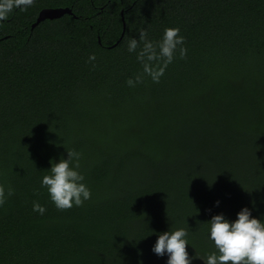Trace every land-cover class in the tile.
<instances>
[{
    "label": "trees",
    "instance_id": "16d2710c",
    "mask_svg": "<svg viewBox=\"0 0 264 264\" xmlns=\"http://www.w3.org/2000/svg\"><path fill=\"white\" fill-rule=\"evenodd\" d=\"M56 1L0 22V264H166L151 248L181 227L203 264L212 216L264 217V0ZM45 7L75 16L33 29ZM166 27L187 55L129 87L128 40ZM68 149L92 197L62 211L40 181Z\"/></svg>",
    "mask_w": 264,
    "mask_h": 264
},
{
    "label": "clouds",
    "instance_id": "9594fccd",
    "mask_svg": "<svg viewBox=\"0 0 264 264\" xmlns=\"http://www.w3.org/2000/svg\"><path fill=\"white\" fill-rule=\"evenodd\" d=\"M34 0H0V22L8 19L14 10L26 11ZM185 38L180 35L178 27H166L158 41L148 38L147 31L139 30V39L128 40L127 51L135 53L136 60L142 67V73L130 77L126 84L135 87L148 76L154 83H159L168 65L174 59L184 58L187 48ZM142 45V46H141ZM95 55L89 56V61L95 60ZM67 159L50 160L47 174L41 177L40 186L46 188L50 201L58 210L80 207L91 199L92 192L85 183V176L80 171L81 153L68 149ZM13 190L7 189V196ZM6 189L0 184V206L5 203ZM216 201V206H219ZM33 211L43 215L46 208L34 201ZM208 224V239L214 250L206 254L203 264H264V217L257 219L252 216L248 207H243L235 220H228L223 214L212 216ZM187 229L181 227L158 234L152 253L159 257L167 256L166 264H192L194 256L190 257L186 246H190Z\"/></svg>",
    "mask_w": 264,
    "mask_h": 264
},
{
    "label": "water",
    "instance_id": "95a60500",
    "mask_svg": "<svg viewBox=\"0 0 264 264\" xmlns=\"http://www.w3.org/2000/svg\"><path fill=\"white\" fill-rule=\"evenodd\" d=\"M66 14L72 15L73 14L72 9H70V8H56V9L42 10L37 21H36V23L33 25V29L43 21L59 19V18H62L63 16H65ZM123 23H124V32L122 34V37L120 38V41L124 38L125 30H126V23H125L124 18H123ZM120 41L117 44H119Z\"/></svg>",
    "mask_w": 264,
    "mask_h": 264
},
{
    "label": "flooded vegetation",
    "instance_id": "af4514ba",
    "mask_svg": "<svg viewBox=\"0 0 264 264\" xmlns=\"http://www.w3.org/2000/svg\"><path fill=\"white\" fill-rule=\"evenodd\" d=\"M35 1V0H34ZM59 1H67V2H71V4H72V7L74 6V5H76L77 4V2H78V0H57L56 2H58L59 3ZM110 2V1H109ZM106 6V5H105ZM105 6H103V7H100V9L101 10H104L105 9ZM72 7L70 8V7H65V8H70V9H72ZM75 7V6H74ZM56 8H64V7H45V8H43L42 10H45V9H56ZM41 10V11H42ZM41 11L39 12V14H38V17H39V15H40V13H41ZM73 11V10H72ZM69 15H71V14H69ZM73 15V14H72ZM73 16H75V14L73 15ZM124 16H125V11L124 10H121V18H122V21H123V18H124ZM38 17H37V19H38Z\"/></svg>",
    "mask_w": 264,
    "mask_h": 264
}]
</instances>
